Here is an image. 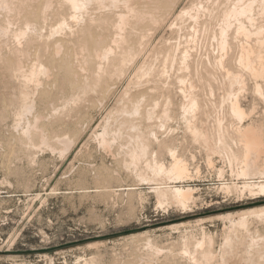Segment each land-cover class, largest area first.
Masks as SVG:
<instances>
[{
  "label": "rangeland",
  "instance_id": "1",
  "mask_svg": "<svg viewBox=\"0 0 264 264\" xmlns=\"http://www.w3.org/2000/svg\"><path fill=\"white\" fill-rule=\"evenodd\" d=\"M44 1L15 0L11 10L0 8V28L10 31L0 32V264H198L193 257L199 258L200 252L209 250L216 256L209 264H222L226 244L237 250L236 257L242 261L244 258L242 264H249L252 256L247 248L252 239L264 237V220L248 218L245 226L237 222L243 213L264 208V194L250 195L242 190L245 180L236 176L237 167L231 172L216 155L211 154L213 164L209 165L207 149L193 140L180 119L187 85L178 78L179 58L190 45L189 19L182 25L177 23L164 36L158 34V38L163 36V47L168 43L177 48L174 62L165 66L155 60L154 74L135 80L130 88V98L142 101L141 115L132 118L137 126L132 133L143 135L149 144L140 171L147 174L146 165L153 160L169 168L172 157L167 146H171L190 171L188 179L175 185L195 189L193 198L183 207L174 201L161 204L157 186L141 182L134 171L126 168L127 130H122L123 136L113 144L111 153L101 148L92 134L116 104L126 83L122 87L121 78H106L97 90L88 88L93 83L90 74L94 64L89 62L80 72L78 65L87 54L79 49L87 38L81 28L92 18V34H108L113 11L92 5L80 24L70 19L59 0H52V8L44 12ZM187 2L183 0L179 6L191 9V1ZM172 6L165 7L168 9L162 19ZM101 18L108 21H99ZM62 20L69 23V28L53 34ZM27 21L44 36L33 33L29 38L32 43L29 39L17 41L12 33L25 27ZM155 28L146 26L137 31L145 41ZM56 41L60 43L59 54L54 52ZM17 50L29 53L22 56L24 71L37 61L49 68L48 76L27 84V102L33 110L21 116L20 89L25 79L12 69ZM190 51L192 68L203 73L201 64L207 66L203 82L196 80L195 94L201 108L213 112L219 102L220 78L207 77L217 75L216 44L211 36H200ZM204 82L213 87V96ZM167 101L171 121L161 125L158 119L147 120L146 110L158 103L160 114ZM36 119L38 129L25 135L26 125ZM122 119L113 120L112 129L118 130ZM212 120L209 128L216 136ZM101 130L99 127L96 131ZM62 136L74 142L67 154L61 153L58 139ZM43 139L49 147L42 145ZM213 143L219 145L217 136Z\"/></svg>",
  "mask_w": 264,
  "mask_h": 264
},
{
  "label": "bare ground",
  "instance_id": "2",
  "mask_svg": "<svg viewBox=\"0 0 264 264\" xmlns=\"http://www.w3.org/2000/svg\"><path fill=\"white\" fill-rule=\"evenodd\" d=\"M14 1L0 0V8L11 10L15 4ZM181 1L183 0H59L60 7H65L70 19L78 23L88 15L92 5L108 7L113 11V20L110 21L111 30L108 34L94 36L91 30L92 18L81 28V33L87 38L79 46V49H81V53L87 52V54L78 65L80 72L86 70L89 62L94 64L93 72L90 74L93 83L88 88L93 91L97 90L102 80L106 78H121L119 80L122 87L126 83L125 88L117 97L116 104L112 106L110 112L96 126L92 134L96 135L95 138L100 147L111 153L113 144L123 136L122 130H127L125 139L129 143L127 146L129 161L125 163L126 168L134 171L141 182L157 186L155 190L161 204L174 201L183 207L187 206L193 198L195 189L175 185L188 179L190 171L186 161L179 158L171 146H167L172 157L169 168H166L163 163L153 160V163L146 165L147 174L143 175L140 171V165L149 152V144L148 139L146 140L143 135L132 133L137 130L132 118L141 115L142 101L130 98V88L135 80L154 74L153 62L155 60H161L165 66L169 62H174L177 57V50H175L177 48L168 43L163 47L162 39L164 34L171 31L177 23L182 25L188 18L190 33L187 43L190 45L184 49L179 58L178 78L187 85L186 90H183L186 95L185 102L180 106V119L193 140L207 149L209 165L213 164L211 154L216 155L221 162L230 167L231 172L234 171V166L237 167L235 168L236 176L238 179L245 180L242 190H248L250 195L264 194V0H187L192 3L191 9L184 5L179 6ZM169 4H173V6L162 19L163 13L168 9L165 7ZM50 8H52V0H45L41 10L45 12ZM99 21L106 23L108 19L101 18ZM146 26H155L156 28L149 40L143 41V35L138 34L137 30ZM68 28L69 23L62 20L52 33H61ZM0 32L7 34L10 31L7 28H0ZM33 33L37 36H44V32L43 34L37 33L31 21H27L25 27L16 29L12 36L17 41H21L29 39ZM159 33H163L160 38H158ZM200 36L205 38L211 36L216 44L217 56L215 55L214 65L217 75L209 74L207 77L220 78L219 102L214 106L213 112L201 108L199 98L195 94L196 80L203 82L207 73V66L204 63L201 64L204 69L203 73L192 68L190 47L197 42ZM28 41L32 43V38ZM59 44V41L55 42L54 52L56 51L57 54L60 52ZM68 52L66 51V53ZM16 54L12 69L14 74L16 72L25 79L23 88L20 89L21 116L33 110V106L27 102V84L38 83L40 78L48 76L49 68L37 61L32 63L27 71H24L22 56L29 55V53L17 50ZM192 69L195 71L193 72ZM52 71L54 73V69ZM73 75L75 76V73ZM205 87L212 96L215 94L210 84L205 83ZM129 103L130 106L127 105ZM158 108V103H155L150 109L147 108L146 118L149 121L158 119L162 125L172 118L170 103L166 102L160 114H157ZM114 111L118 114L116 118ZM119 117H123V119L119 121V129L114 130L111 123L115 119L118 121ZM211 120L214 122L211 128L216 127L215 132L219 140L217 147L213 143V139L216 137L213 134L214 131L212 132V129L209 128ZM38 123V119L33 123H28L24 129L25 135H30L37 130ZM99 127H102L101 133L96 131ZM58 141L62 146V154L69 153L74 146V142L68 137L62 136ZM42 145L49 147V142L43 139ZM223 174L224 169L221 168L219 175ZM255 180L259 181L254 182ZM242 216L239 221L237 220V223L242 226L246 225L248 218L263 221L264 208L243 213ZM262 243H264V237L250 241L247 252L251 254L252 259L249 264H264V245ZM209 244L212 246V242ZM228 244H231V241L230 243L228 241ZM201 245L202 243L199 244V246ZM229 246L226 244L224 251L222 249V264L245 263L244 258L242 261L240 257L235 256L237 250L235 252ZM215 258L216 256L209 250L200 252L199 258L193 257V262L209 264ZM255 258L257 262H254Z\"/></svg>",
  "mask_w": 264,
  "mask_h": 264
}]
</instances>
